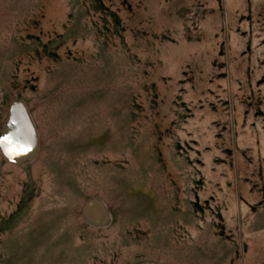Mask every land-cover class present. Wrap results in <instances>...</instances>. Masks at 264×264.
<instances>
[{"label": "rangeland", "instance_id": "374dc122", "mask_svg": "<svg viewBox=\"0 0 264 264\" xmlns=\"http://www.w3.org/2000/svg\"><path fill=\"white\" fill-rule=\"evenodd\" d=\"M0 264H264V0H0Z\"/></svg>", "mask_w": 264, "mask_h": 264}]
</instances>
